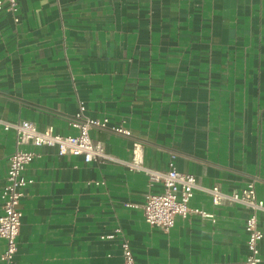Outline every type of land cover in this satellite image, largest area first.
<instances>
[{"label": "crops", "instance_id": "0c3cea01", "mask_svg": "<svg viewBox=\"0 0 264 264\" xmlns=\"http://www.w3.org/2000/svg\"><path fill=\"white\" fill-rule=\"evenodd\" d=\"M17 1L19 20L0 10V215L17 148L5 122L77 133L82 100L107 119L91 135L119 161L25 145L40 155L24 171L17 252L0 264H122L125 238L140 264H247L251 209L216 205L207 188L254 181L264 200V0ZM136 141L151 168L175 154L198 181L190 206L214 215L148 223L146 196L162 185L127 166ZM260 250L264 264V236Z\"/></svg>", "mask_w": 264, "mask_h": 264}, {"label": "built area", "instance_id": "2783aa9c", "mask_svg": "<svg viewBox=\"0 0 264 264\" xmlns=\"http://www.w3.org/2000/svg\"><path fill=\"white\" fill-rule=\"evenodd\" d=\"M5 2H7L8 10L16 15L18 1L0 0V10ZM15 19L19 20V16L16 15ZM106 122L107 119L101 120L86 116L85 104L81 100L79 111L69 119V124L77 129V133L65 135L56 132L52 126L39 129L34 122L29 120L4 123L6 130L15 131L17 148L9 157L6 183L1 193L0 235L6 240V250L0 255L1 260L10 263L17 252L23 216L21 199L24 195V187L32 182V179L24 175V171L34 157L40 155L36 149H27L25 145L31 144L34 148L54 146L60 155L82 156L87 162L119 161L106 151L101 141L95 140L91 135L93 127L103 126ZM116 130L128 133L122 127H118ZM175 157V154L171 156L168 167L164 170L151 168L145 164L142 144L136 141L133 145L131 159L126 161L131 170L145 172L150 185L154 183L162 185L161 191L147 194L143 208L146 221L163 230L170 229L177 216L187 217L191 213H198L205 217L214 215L198 207L190 206V200L194 195V190L198 187V181L193 173L177 168ZM207 191L211 194L212 201L216 205L226 203L227 206L233 207L236 203H241L251 209L245 225L249 251L246 263L260 264L262 262L260 242L264 232L258 223V212L264 210V200L258 197L254 181H250L242 189L235 190L230 194L224 193L219 185L209 187ZM114 234L102 235V238H113ZM122 248L124 257L122 264H140L134 258L128 239L122 240Z\"/></svg>", "mask_w": 264, "mask_h": 264}]
</instances>
